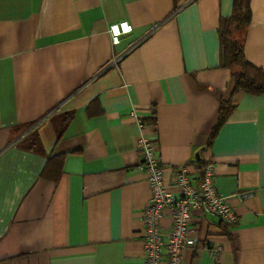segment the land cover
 Returning <instances> with one entry per match:
<instances>
[{"label": "crops", "instance_id": "crops-1", "mask_svg": "<svg viewBox=\"0 0 264 264\" xmlns=\"http://www.w3.org/2000/svg\"><path fill=\"white\" fill-rule=\"evenodd\" d=\"M232 4L0 0V264H144L141 137L172 194L175 173L197 181L212 164L238 218L195 212L192 236L222 252L189 249L183 264H264V95L233 94L219 67ZM249 7L243 53L264 72V0ZM119 22L132 32L112 46ZM221 103L232 112L209 145Z\"/></svg>", "mask_w": 264, "mask_h": 264}, {"label": "built area", "instance_id": "built-area-1", "mask_svg": "<svg viewBox=\"0 0 264 264\" xmlns=\"http://www.w3.org/2000/svg\"><path fill=\"white\" fill-rule=\"evenodd\" d=\"M131 32L132 27L127 22L110 25L111 45H118ZM136 149L140 156L139 168L146 173L149 188V200L140 216L144 264H183L184 253L196 248L207 251L213 261L218 260L222 249L207 241L198 242L189 228L195 212L216 217L226 226L237 224L233 206L216 189L212 164L202 167L197 181H193L185 170L175 173L171 183L177 193L172 194L168 191L153 142L141 137ZM164 219L171 223L167 229L162 224Z\"/></svg>", "mask_w": 264, "mask_h": 264}, {"label": "trees", "instance_id": "trees-1", "mask_svg": "<svg viewBox=\"0 0 264 264\" xmlns=\"http://www.w3.org/2000/svg\"><path fill=\"white\" fill-rule=\"evenodd\" d=\"M250 0H233L231 15L220 20L218 27L219 67L228 69L233 76V94L264 95V72L250 65L244 57V34L250 24ZM232 107L221 103L216 127L211 131L209 145L226 123ZM23 147L37 149L35 137H28ZM49 165V164H48ZM47 171V170H46Z\"/></svg>", "mask_w": 264, "mask_h": 264}]
</instances>
